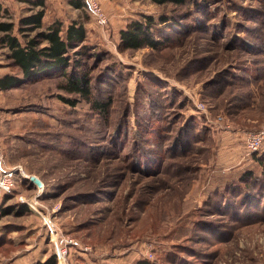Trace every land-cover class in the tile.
I'll use <instances>...</instances> for the list:
<instances>
[{
	"label": "rangeland",
	"instance_id": "374dc122",
	"mask_svg": "<svg viewBox=\"0 0 264 264\" xmlns=\"http://www.w3.org/2000/svg\"><path fill=\"white\" fill-rule=\"evenodd\" d=\"M100 1L105 29L84 8L68 14L101 58L79 71L99 94L113 87L107 117L61 90L62 77L0 90L7 166L44 185L17 173L16 190L0 192V212L16 207L0 219V264L51 257L48 225L74 239L69 264H264V144L247 147L264 127V0H119L113 17ZM1 3L16 25L29 6ZM144 16L165 46L120 52V31ZM7 56L0 46V76L17 73Z\"/></svg>",
	"mask_w": 264,
	"mask_h": 264
},
{
	"label": "trees",
	"instance_id": "16d2710c",
	"mask_svg": "<svg viewBox=\"0 0 264 264\" xmlns=\"http://www.w3.org/2000/svg\"><path fill=\"white\" fill-rule=\"evenodd\" d=\"M147 1L159 7H183L192 0ZM21 2L29 6L24 9L17 25L8 8L0 3V32L3 34L0 38V46L9 49L10 54L7 56V60L10 61L12 68L17 70L16 74L4 73L0 76V90L18 88L45 78L62 77L65 81L59 86L61 90L79 96L91 104L97 113L107 117L112 106L113 87H107L104 84L102 88L106 89L99 94V91H95L92 80L89 79L85 71H79L92 57L98 59V61L96 60L97 64L101 62V58L93 55L95 53L90 50L84 25L78 21L67 24L64 19H56L45 24L43 21L48 8L44 0H21ZM71 4L78 9L83 7L81 0H71ZM143 18V21H133L120 31L118 45L120 52L138 51L145 48L160 50L165 46L169 37L157 31L156 19L153 16H144ZM4 19H9V21ZM167 21L169 19L164 16L158 19L160 24ZM16 28L18 35L14 33ZM100 95L101 99H99ZM104 96L107 98L102 100ZM72 104L75 105V103ZM256 158L255 160L264 166V157ZM252 174L249 171L240 178L245 186L254 193L258 190L254 180L260 179L257 178V175ZM262 176H264V172H262ZM20 181L24 187L28 185L30 188L37 189V186L29 179H20ZM17 183L19 184V182ZM15 208V206H10L3 209L0 212V219L14 213ZM37 264H57L55 252L46 261ZM139 264L149 263L141 262Z\"/></svg>",
	"mask_w": 264,
	"mask_h": 264
},
{
	"label": "built area",
	"instance_id": "2783aa9c",
	"mask_svg": "<svg viewBox=\"0 0 264 264\" xmlns=\"http://www.w3.org/2000/svg\"><path fill=\"white\" fill-rule=\"evenodd\" d=\"M84 7L96 25L105 29L109 25V17L104 10L100 0H83ZM264 144V127H261L257 132L250 133L247 136V147L251 153L258 151ZM20 174V178L27 180L29 176L19 168H8L3 150L0 147V192L11 194L17 188L16 175ZM30 180V179H29ZM21 199V198H20ZM50 240L54 247V252L57 257V264H69L68 255L72 246L75 245L74 239L67 237L61 239L58 232L50 225ZM62 242V243H61ZM88 250V249H86ZM74 264H89L86 260H79Z\"/></svg>",
	"mask_w": 264,
	"mask_h": 264
},
{
	"label": "crops",
	"instance_id": "0c3cea01",
	"mask_svg": "<svg viewBox=\"0 0 264 264\" xmlns=\"http://www.w3.org/2000/svg\"><path fill=\"white\" fill-rule=\"evenodd\" d=\"M1 1L3 2V0H0V3H1ZM44 1H45V4L47 5L48 10H47V14H46V17H45L43 23L49 24L53 20H56V19H64L67 22V24L76 21L75 19H73L69 16L68 12H70V13L73 11L77 12V11H80V9L72 6L71 0H44ZM81 1L83 4L82 8H84V10L86 11V9L84 7L83 0H81ZM112 1H113V3H106L107 8L110 11V13L109 12L108 13L111 15V17L114 16L113 15V11H115L114 4H115V6L118 5L119 0H112ZM104 37H105V35H104ZM6 53L8 55L10 54V51L7 48H6Z\"/></svg>",
	"mask_w": 264,
	"mask_h": 264
},
{
	"label": "water",
	"instance_id": "95a60500",
	"mask_svg": "<svg viewBox=\"0 0 264 264\" xmlns=\"http://www.w3.org/2000/svg\"><path fill=\"white\" fill-rule=\"evenodd\" d=\"M29 179H30V181H31L32 183H34L38 188H43V187H44L42 181H41L37 176L32 175V176L29 177Z\"/></svg>",
	"mask_w": 264,
	"mask_h": 264
}]
</instances>
